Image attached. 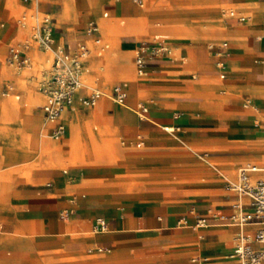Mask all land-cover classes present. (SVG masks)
Segmentation results:
<instances>
[{"label": "crops", "instance_id": "1", "mask_svg": "<svg viewBox=\"0 0 264 264\" xmlns=\"http://www.w3.org/2000/svg\"><path fill=\"white\" fill-rule=\"evenodd\" d=\"M44 1L49 2L0 0V173L10 183L0 177V264H192L193 256L201 264H237L230 253L239 227L217 221L195 225L209 208L229 215L234 212L233 205L241 202L244 209H251L247 197H239L227 186L231 192H223L225 182L186 189H130L121 166L87 159L69 164L57 149L69 146L70 137L73 145L78 142L84 121L72 118L75 114L87 116L86 110H96L93 107L102 99L87 105L89 109L81 106L80 97L93 88L111 92L113 86L126 84L131 98L126 96L125 104L118 105L111 97L104 116L111 117L112 130L120 139L136 142L135 160L130 163L137 169L169 168L185 162L180 155L189 146L205 151V146L213 145L223 150L207 157L228 162L248 158V163L262 169L251 177H264V146L256 155L244 153L264 134L260 128L264 126V0H216L221 12L214 23L205 12L215 4L212 7L194 0H143L146 14H141L143 5L137 7L133 0H54V6H45ZM232 6L248 11L247 20L237 19L245 16L242 13L230 16ZM27 7L35 10L37 20L41 14L50 18L54 45L74 52L83 43L89 53L91 48L95 50L83 61V87L59 118L70 133L66 139L65 130L59 138L48 136V129L39 121L30 123L34 132L39 131L34 137L22 130L23 118L14 119L16 112L27 113L28 120L39 114L45 118L39 82L48 70L39 66L45 61L50 68V54L34 41L27 47L23 40L10 44L18 36L13 25L19 23L18 15L26 14ZM110 13H118L127 22L121 20L119 25L118 15H113L115 37L111 43L98 21ZM185 14L191 15L193 22L187 38L164 40L155 30L161 25L157 19ZM89 23L98 27L93 34L86 33ZM221 31H227L230 40L225 49L217 40ZM154 36L167 44L169 52L147 57L144 76L139 77L136 55ZM95 38L100 39L99 44ZM11 45L32 58L30 67L14 70L2 64ZM110 46L115 55L108 58L105 52ZM221 50L222 56L218 55ZM126 54H132V63ZM218 60L223 68H216ZM107 72L114 79L107 80ZM124 78L129 85L120 82ZM14 82L19 88L9 86ZM214 87L228 96L210 92ZM203 93L204 97L197 96ZM9 94L17 101L25 96L26 107L11 101ZM137 103L144 108L140 117L134 109ZM47 122L52 133L54 125ZM166 127L174 128L173 132ZM141 136L143 143L135 140ZM140 146L143 148L138 149ZM71 153H77L76 145ZM91 156L99 158L100 153L93 148ZM240 167L251 166H238L236 178ZM97 218L105 221L106 231L94 230ZM254 228L249 225L244 229Z\"/></svg>", "mask_w": 264, "mask_h": 264}, {"label": "rangeland", "instance_id": "2", "mask_svg": "<svg viewBox=\"0 0 264 264\" xmlns=\"http://www.w3.org/2000/svg\"><path fill=\"white\" fill-rule=\"evenodd\" d=\"M20 1V0H17ZM49 2H45V6L53 5L54 6V0H48ZM129 1V0H128ZM33 2V1H32ZM194 2L198 4H208L213 7L212 4H215L214 8L209 7V9L205 12V16L208 19H211L213 23L216 21V19L219 21V16L221 10H219L218 5L216 4V0H194ZM31 3V0H30ZM137 7H140L136 5ZM142 7H144V11L141 12V14H146V8L147 6L144 4ZM233 7V6H232ZM224 8L222 9V11ZM232 11L234 13H242L246 17L250 15L248 11L237 9L233 7ZM26 14H20L18 15V22L13 25L16 29V32H18V36L16 40H13L10 42L16 43L22 40L29 43H34L31 37L32 31L41 24V17L44 16L41 14L39 19L36 18V12L34 9H30L29 7L25 10ZM124 12V9H123ZM118 13H110L108 15L107 19L100 18L99 26L100 31L102 32L105 30L107 32V36L105 37L110 43L112 42V39L114 36V29L115 26L112 24L113 21V15ZM26 16V20L22 19V16ZM223 17L228 18L227 14L225 12H222L221 14ZM123 17V16H122ZM192 16L185 14L184 16L176 17V19H157L159 22H161L160 27L156 28L158 33L161 34V37L164 40H172L174 38H187V34H189V29L191 28V25H193L192 22ZM121 20L125 21L126 25V19L121 18V16H117L116 23L120 25ZM21 21H24L28 23L25 24L24 27H22V32L20 29ZM2 29V28H1ZM0 29V36L2 34V30ZM151 33V30H150ZM223 33V34H221ZM219 33L220 39H217L220 44L227 43L229 45V37L225 34L227 31H221ZM56 45V44H55ZM213 46V45H212ZM14 47V45H11L8 47ZM45 52H48L50 54V62L52 59V53L48 49H43ZM136 52L138 50H135ZM90 53H95V50L91 48ZM89 53V54H90ZM115 52L112 51V47L110 46L108 50L105 52L106 57L114 56ZM127 58H129V61L132 60V54H126ZM218 60L216 63V68L220 67ZM132 63V62H131ZM2 64L8 65L10 68L14 70H23L24 67L16 68L11 66L8 63V58H6L2 61ZM134 67V64L131 65ZM135 68V67H134ZM193 74H197V72H193ZM216 74V72H214ZM107 80L114 79V76L111 75L109 72L105 74ZM198 77H202L199 74H197ZM217 79H220L217 77ZM218 81V80H213ZM224 81V80H219ZM120 82H129L128 79L124 78L120 80ZM130 83H128L129 85ZM9 86H13L14 88H19V85L14 82ZM100 89V88H99ZM103 92L102 99L100 102H98L94 107L97 108L96 110H86L88 112L87 116H83L84 118L81 120L82 123V130L77 138L78 142L75 144L77 146V153L75 155H72V149H73V143L71 140V137L69 138L71 144L67 147H61L58 146L57 154H61L63 156V160L67 161L69 164H77L78 162L83 161V159L91 160L92 162L98 161L99 163H106L111 166H121L124 169L123 174V180L125 181L128 188H161V189H186L191 186H212L217 183L225 182L223 192L224 193H230V189L225 188V186L229 187L232 182L236 179V168L238 166L242 165H248V166H254L253 163H248L246 160L248 158H237V161H227L226 159H219V158H211L207 157L208 155H212L213 151L216 148L215 146H205V151L202 150V148L189 146L190 149H184L185 153L183 155H180L181 158L184 159V163L169 166V168H162V169H147V170H140L135 167V164L130 163L131 161L135 160L133 151H137L136 142L132 141L130 142H124L122 139L119 138V136L112 130L111 127V117H105V113L107 112V107L109 104L112 103L111 97L112 94L109 90H103L100 89ZM210 92H213L215 94H219V96H228V94H220L219 88H211ZM229 92V91H227ZM235 96H239L238 93H234ZM131 93L129 92L127 94V100L131 98ZM196 95V94H195ZM203 94H199L197 96L204 97ZM11 101L21 105L22 107H26L25 105V96L20 101H17L11 94L7 96ZM37 101L34 102V104L37 106L39 104L38 97ZM242 98H240L241 101ZM4 104V103H3ZM2 104V105H3ZM24 105V106H23ZM81 106L85 108L91 109L89 106L81 104ZM124 107V106H122ZM143 108L142 103H137V105L134 107L136 114L140 117L141 116V109ZM96 111V113H95ZM28 114L27 113H17L15 115L14 119L23 118L22 119V130L24 132L30 131L34 137L39 136V131L34 132L32 130V127L30 126V123L32 121H39L43 122L45 124V128L48 129V136H51L52 133L49 131V124L44 121L43 116L39 114L38 116H33L31 120H28ZM100 122V124L98 123ZM258 125V124H256ZM264 131V126L260 127ZM70 134L67 130L65 136L63 138H67V135ZM135 140H138L140 143L144 141V138L141 136V138H136ZM264 134L262 135V138L259 140L258 143L251 144L249 147V151L244 152L245 154H250L251 156L256 155V151L260 150L264 146ZM130 144V145H129ZM130 146V147H129ZM93 148L97 150L98 153H100L99 158H95L91 156V152L93 151ZM130 148V150H129ZM143 146H140L138 149H142ZM75 149V147H74ZM69 150V151H67ZM80 151V152H78ZM211 162V165L208 163ZM97 163V162H96ZM238 163H241L237 166ZM232 168V169H231ZM167 171V172H164ZM234 175V176H233ZM0 177L3 178L4 182L6 184H10L7 180V178L0 173ZM79 193H84V191H78ZM210 193H220L219 192H210ZM209 193V194H210ZM195 216V214H193ZM215 221L209 220L208 223H214ZM195 259V256L192 257ZM235 259V258H232ZM237 264H240V262L235 261Z\"/></svg>", "mask_w": 264, "mask_h": 264}, {"label": "built area", "instance_id": "3", "mask_svg": "<svg viewBox=\"0 0 264 264\" xmlns=\"http://www.w3.org/2000/svg\"><path fill=\"white\" fill-rule=\"evenodd\" d=\"M134 3L141 6L143 0H133ZM230 16H235L234 11H228ZM106 16L107 13H104ZM241 22L247 20L245 16H237ZM50 20L43 19L41 24L32 31L31 37L42 49H48L52 53L48 75L39 82V90L43 95L42 110L47 121L53 123L52 137L59 138L64 133V125L59 121L62 112L70 106L75 97V93L83 87L81 74L83 70V61L88 56V47L81 43L74 52L66 47L54 45L52 43V30L49 24ZM87 34L95 33L98 28L94 23H89L86 27ZM95 43L99 44L100 39L95 38ZM28 46V43H25ZM222 49L227 47L222 43ZM212 48V46H210ZM169 52L167 44L154 36L153 40L147 43L145 49H141L136 55L135 64L138 70L144 68L147 57L162 56ZM218 55L222 56L223 51ZM8 63L16 68H21L29 64L28 57L22 54L18 47L9 49ZM220 68L224 67L222 61H219ZM223 77V74H221ZM112 99L118 105H124L126 100L125 90L121 85L112 87ZM103 92L98 89H91L90 92L80 97V101L85 105H94L102 97ZM248 104L246 102L244 105ZM144 110V108H142ZM167 131L173 129L165 128ZM255 166L240 167L237 178L232 182L229 188L236 192L239 197H247L249 202L247 206L251 209H244V204L237 202L233 205L234 212L225 215L219 209L209 208L206 215L198 217L195 225L202 227L208 225L209 219L215 222L231 224L239 227L235 234L234 245L230 257L237 259L240 264H262L264 261V177L253 178L252 172L261 171ZM254 226L251 231L244 228ZM96 231H106L107 225L101 218L96 219L94 225ZM192 264H201L197 259H192Z\"/></svg>", "mask_w": 264, "mask_h": 264}, {"label": "bare ground", "instance_id": "4", "mask_svg": "<svg viewBox=\"0 0 264 264\" xmlns=\"http://www.w3.org/2000/svg\"><path fill=\"white\" fill-rule=\"evenodd\" d=\"M26 16H23L22 17V19L23 20H26ZM40 18V17H39ZM38 18V19H39ZM43 19H48V20H50V18L47 16V15H44V16H42L41 17V21H43ZM26 23V22H25ZM21 26H24L25 24H24V21H21ZM98 28V27H97ZM23 42V41H22ZM19 43H21V42H19ZM25 43H27V42H25L24 41V44ZM28 45H30V43L28 44ZM35 51H39L38 50V48H35L34 49ZM28 60H29V64L27 65V66H31V64H32V58L31 57H28ZM48 60V59H47ZM39 67H42V68H44V69H46V70H48L49 69V62L47 63V62H43V63H41L40 64V66ZM84 70V69H83ZM84 72V71H83ZM136 72H137V74H138V76L139 77H143L144 76V68H142V69H140V70H138V69H136ZM87 81V82H86ZM88 83H90L89 81H88V78L86 79L85 78V85H87ZM123 85V88H124V90H125V93H126V84H122ZM87 86H89V84L87 85ZM126 96H127V93H126ZM114 102V101H113ZM78 102H75L74 103V105H73V108H72V110L75 108V105L77 104ZM71 110V111H72ZM95 113H96V111H95ZM84 117H83V115L82 114H75L74 115V117L72 118V120L73 121H75V122H79V123H81V120L83 119ZM45 119V118H44ZM45 121L47 122V120L45 119ZM48 123V122H47ZM49 124V123H48ZM63 125H64V128H65V133H66V125H65V122L63 123ZM169 129H174V128H169ZM173 132V131H172ZM172 132H169V133H172ZM65 133H64V135H65ZM63 135V136H64ZM264 141V140H263ZM247 148V147H246ZM223 150V148H216L213 152H215V151H222ZM240 150V149H239ZM244 152V151H243ZM260 154V153H259ZM263 159V158H262ZM210 165H211V162H208ZM207 226V225H206Z\"/></svg>", "mask_w": 264, "mask_h": 264}]
</instances>
